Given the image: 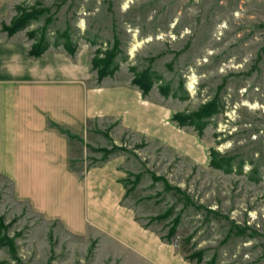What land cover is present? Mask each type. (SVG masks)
<instances>
[{
  "label": "rangeland",
  "instance_id": "rangeland-1",
  "mask_svg": "<svg viewBox=\"0 0 264 264\" xmlns=\"http://www.w3.org/2000/svg\"><path fill=\"white\" fill-rule=\"evenodd\" d=\"M10 1L6 24L18 14L17 6L44 8L24 29L27 35L46 30L54 43L69 31L78 47L88 44L94 55L100 47L94 40L105 50V42L118 39L128 56L120 67L133 73V66H151L163 75L155 92L170 83L178 93L179 98L164 99L172 115L218 100L222 110L202 134L175 121L180 132L195 136L193 152L191 145L184 151L155 148L127 132L117 144L110 138L107 147L98 145L100 158L93 162L120 153L127 157L133 165L127 186L154 211L146 225L162 233L165 255L178 257V264H264V0ZM214 151L233 159L236 169L213 167ZM2 178L6 229L0 231L12 245L0 244V264H128L125 257L123 263L109 258L97 240L68 234L15 201L10 181ZM168 210V217H157ZM173 220L179 224L169 235Z\"/></svg>",
  "mask_w": 264,
  "mask_h": 264
},
{
  "label": "crops",
  "instance_id": "crops-1",
  "mask_svg": "<svg viewBox=\"0 0 264 264\" xmlns=\"http://www.w3.org/2000/svg\"><path fill=\"white\" fill-rule=\"evenodd\" d=\"M12 5L0 0V177L14 200L68 234L97 240L109 258L178 264L165 255L162 233L146 225L154 211L127 186L132 163L123 153L93 160L98 145L117 144L127 132L155 148L191 145L192 152L195 136L177 129L159 88L144 94L133 73L120 67L99 81L88 44L71 55L52 43L31 56L34 39L25 30L9 36L2 28Z\"/></svg>",
  "mask_w": 264,
  "mask_h": 264
},
{
  "label": "trees",
  "instance_id": "trees-1",
  "mask_svg": "<svg viewBox=\"0 0 264 264\" xmlns=\"http://www.w3.org/2000/svg\"><path fill=\"white\" fill-rule=\"evenodd\" d=\"M18 14L12 19L10 24L3 23V29L8 33L9 36L14 35L18 31L28 28L38 21L42 15H44V8H38L33 6L31 8H26L24 6H17ZM29 38L34 39V43L29 51L31 56L39 57L43 55L51 46L50 38L46 34V30H33L28 33ZM94 44L100 45L99 49L96 51L95 55L92 58L93 69L97 70L99 81L103 80L107 76H112L114 73L120 69V63L128 59L126 54H123L120 41L118 39L114 40L113 43L105 42L107 46L105 50L100 49L103 46V43L98 42L97 40L93 41ZM54 46L58 47L63 45L66 50L71 54H75L78 49V44L73 42L71 33L69 31H64L60 34V37L54 41ZM131 71L134 74L133 84L138 85L144 94H148L153 86L156 83H162L163 75L153 69L151 66H148L142 70H139L136 66L131 67ZM161 94L164 96H173L178 97V93L175 92L173 86L170 83H165L159 86ZM186 96H182V99H186ZM222 110L218 100H213L203 104L198 110L191 111L188 113L177 112L173 115V120L178 122L180 125H189L197 129L199 134H202L208 124L211 123V119L216 113H219ZM108 133V132H107ZM211 165L215 168L221 169L225 172H232L235 167V162L233 159H226L219 152L214 151ZM240 170H237L239 173H242V165L239 166ZM253 180L259 181L261 176H251ZM171 215L170 210L166 213L158 215L159 219H164ZM179 220H173L170 227V234L176 231ZM0 227L1 231L6 229L5 221L0 215ZM0 231V232H1ZM9 244L12 245V242L8 237L0 233V244ZM11 243V244H10ZM14 248V247H13ZM199 255V254H195ZM193 256V255H192ZM191 256V258H192ZM194 257V256H193Z\"/></svg>",
  "mask_w": 264,
  "mask_h": 264
}]
</instances>
